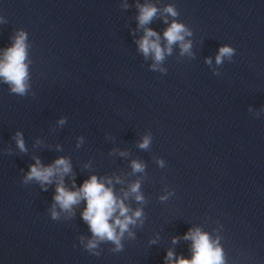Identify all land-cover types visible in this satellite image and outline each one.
<instances>
[{
	"label": "water",
	"instance_id": "95a60500",
	"mask_svg": "<svg viewBox=\"0 0 264 264\" xmlns=\"http://www.w3.org/2000/svg\"><path fill=\"white\" fill-rule=\"evenodd\" d=\"M145 2L0 0V49L24 31L29 74L23 96L0 83V264H165L168 250L191 255L196 227L226 264H264V0H147L191 32L189 52L173 44L155 69L135 42ZM144 27L164 47L160 13ZM222 45L234 54L217 64ZM34 157L67 158L69 189L96 175L122 196L139 182L143 200L125 203L143 214L120 250L85 247L83 200L52 218L55 181H24Z\"/></svg>",
	"mask_w": 264,
	"mask_h": 264
},
{
	"label": "clouds",
	"instance_id": "9594fccd",
	"mask_svg": "<svg viewBox=\"0 0 264 264\" xmlns=\"http://www.w3.org/2000/svg\"><path fill=\"white\" fill-rule=\"evenodd\" d=\"M124 7H127L125 4ZM137 23L143 28V35L136 40L139 51L147 58L152 55L155 63L151 65L153 69L157 68L165 54L171 53V46L178 44L181 53H188L191 47L190 41L186 36L191 32L186 26L176 20L168 21V16L176 17L177 12L172 5H166L162 10L154 4L146 2L137 4ZM160 13L161 19L167 24L162 33L165 41L164 47H161V34L144 27ZM166 14V15H165ZM0 22H3L0 20ZM27 35L24 31H18L12 37L11 45L0 49V83L7 84L9 90L17 95H25L28 85V59L26 43ZM234 49L227 45L218 48L215 56V62L220 64L225 58H231ZM207 63L211 60L206 59ZM58 123L63 124L61 119ZM17 147L21 152L25 151L23 137L20 132L14 136ZM150 142L149 137H144L139 144L141 148H147ZM34 163L28 166L24 181L35 180L41 184L42 188L55 181V191L53 194L54 204L51 209L52 218H56L58 213L57 206L63 211H70L73 205H77L81 200L84 201V208L81 212V218L85 221L92 234L85 245L88 250L97 246L99 241L108 240L115 244L116 250L121 249V239L125 232H129V226L134 225L142 216V210L137 208L130 209L125 201L130 195L136 201H142L143 196L139 191V182L132 183L122 196L116 195L112 188V179L107 177L98 178L96 175L89 176L79 187L73 182L72 188L65 187L63 177L71 173V164L65 157H58L52 163L43 165L39 158L34 157ZM133 171H142L143 165L133 161ZM119 183V179L116 181ZM163 198V197H162ZM129 235L131 233L129 232ZM184 240L190 241L189 257L175 255L168 250L165 255V264H226L223 249L219 243L218 237H212L209 233L200 228H190L184 233ZM173 243L176 238L173 237ZM154 243V241H153ZM175 257V258H174Z\"/></svg>",
	"mask_w": 264,
	"mask_h": 264
}]
</instances>
